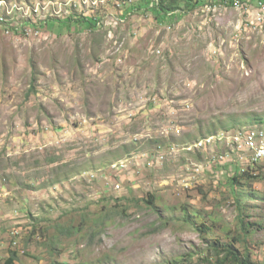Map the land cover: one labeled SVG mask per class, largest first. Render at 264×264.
<instances>
[{"label":"rangeland","instance_id":"1","mask_svg":"<svg viewBox=\"0 0 264 264\" xmlns=\"http://www.w3.org/2000/svg\"><path fill=\"white\" fill-rule=\"evenodd\" d=\"M138 1L0 0V264H264V3Z\"/></svg>","mask_w":264,"mask_h":264},{"label":"trees","instance_id":"2","mask_svg":"<svg viewBox=\"0 0 264 264\" xmlns=\"http://www.w3.org/2000/svg\"><path fill=\"white\" fill-rule=\"evenodd\" d=\"M236 0H139L137 3L133 4L128 10L130 12H137L138 14H144L150 12L158 24H167L173 18H177L176 13L182 11L183 13H188L194 11L197 8L206 6V5H232ZM241 3H247L252 0H239ZM264 3V0H260ZM69 21V22H68ZM67 22H57V20H46L43 22L42 26L52 29L54 32L61 34L63 28L69 30V24L73 22L75 28L78 29H88L90 31L95 28H99L96 24L95 19H83L76 18V20L71 21L70 19ZM41 25V24H39ZM245 175V174H244ZM241 177V176H240ZM238 179L237 176H232L229 178V186L234 187V182ZM241 225V230H243L242 219L239 220ZM58 232L60 235H63L64 232H67V236L71 237L78 232L79 228H76L74 225H68V228L63 227L62 225L57 226ZM213 257L215 261L220 264H251L249 257H240L239 253L235 250L233 246L230 245H221L219 249H213ZM13 255V259L16 257ZM7 263H12L10 260Z\"/></svg>","mask_w":264,"mask_h":264},{"label":"bare ground","instance_id":"3","mask_svg":"<svg viewBox=\"0 0 264 264\" xmlns=\"http://www.w3.org/2000/svg\"><path fill=\"white\" fill-rule=\"evenodd\" d=\"M1 5V3H0ZM1 7V6H0ZM2 21V20H1ZM235 144L241 143V146H261L262 139H264V132L262 131H247L229 134V139ZM261 158L260 149H252V162H259Z\"/></svg>","mask_w":264,"mask_h":264},{"label":"built area","instance_id":"4","mask_svg":"<svg viewBox=\"0 0 264 264\" xmlns=\"http://www.w3.org/2000/svg\"><path fill=\"white\" fill-rule=\"evenodd\" d=\"M228 142L231 144V136H230V140H228ZM252 149H260L261 151V158L259 159L260 161L264 160V139H262V145L261 146H241V143L236 144V150L239 152H243L245 155L244 157H246L248 159V162H251V164L254 163H259V162H252Z\"/></svg>","mask_w":264,"mask_h":264}]
</instances>
